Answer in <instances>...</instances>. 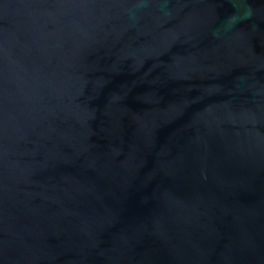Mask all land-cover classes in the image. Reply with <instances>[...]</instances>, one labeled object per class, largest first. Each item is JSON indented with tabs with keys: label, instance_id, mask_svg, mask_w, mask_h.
Wrapping results in <instances>:
<instances>
[{
	"label": "water",
	"instance_id": "obj_1",
	"mask_svg": "<svg viewBox=\"0 0 264 264\" xmlns=\"http://www.w3.org/2000/svg\"><path fill=\"white\" fill-rule=\"evenodd\" d=\"M0 264H264V0H0Z\"/></svg>",
	"mask_w": 264,
	"mask_h": 264
}]
</instances>
